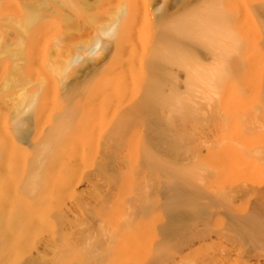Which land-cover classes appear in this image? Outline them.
Here are the masks:
<instances>
[{"label":"rangeland","instance_id":"obj_1","mask_svg":"<svg viewBox=\"0 0 264 264\" xmlns=\"http://www.w3.org/2000/svg\"><path fill=\"white\" fill-rule=\"evenodd\" d=\"M35 1L0 0L1 44L12 45L10 54L0 56V86L9 81L11 68L20 69L12 100H0L10 125L0 135V146L8 143L27 150L34 143V120L26 113V98L36 92L40 97L45 90L35 68L65 64L60 75L69 86L68 99L75 109L70 118L78 130L87 127L80 125L85 112L93 121L106 116L98 104L90 106L98 91L119 98L104 81L119 76L111 74L120 46L113 29L117 23L125 25L124 7L130 3L54 2L41 9L39 20L22 34L14 22ZM147 1L155 31L194 19L193 38L183 37V52L194 62V81L188 80L184 66L168 67V90L176 86L184 108L172 130L178 149L168 154L150 143L146 116L140 111L143 97L133 100L123 90L120 95L129 107L118 113L119 125L99 134L86 129L82 169L69 158L66 220L55 227L32 229L24 240L0 231V264H264V249L239 242L231 227L230 216L264 207V184L246 177L241 168L231 172L228 161L239 144L231 140L235 136L226 116L230 83L236 97L246 98L252 94L253 73L264 75V0L249 4L247 10L240 0ZM142 3L135 6L139 13ZM231 29L239 48L230 62L226 39ZM17 42L24 44L22 53H16ZM0 49L2 54V45ZM20 93L23 97L17 99ZM259 93L264 97V86ZM85 104L91 109L84 110ZM161 113L167 116L164 109ZM18 120L22 121L19 139L13 125ZM151 162L184 173L202 193L207 214L189 222L193 233L186 240L163 232L168 221L162 206L164 186L170 176Z\"/></svg>","mask_w":264,"mask_h":264},{"label":"bare ground","instance_id":"obj_2","mask_svg":"<svg viewBox=\"0 0 264 264\" xmlns=\"http://www.w3.org/2000/svg\"><path fill=\"white\" fill-rule=\"evenodd\" d=\"M140 1L130 0L128 8L124 7L125 25L117 23L113 29L120 46L111 74L118 73L119 76L105 80L104 84L112 86L119 98H113L109 91H98L89 104L91 107L98 104L99 109L105 111L104 118L93 121L89 119L91 114L85 112L80 125L87 127L83 130L75 128V121L70 118L75 109L68 99L69 86L60 75L65 70V64L48 62L49 65L35 68L39 83L45 90L40 97V92H36L26 98V113L34 120V143L29 145V150L18 149L8 143L0 146V231H6L9 238L24 240L32 229L55 227L66 220L71 179L69 158H75V164L82 169L86 129L97 133L111 131L119 125L118 113L127 111L129 107L127 99L120 95L123 90L130 93L133 100L143 97L140 111L146 116L150 143L168 154L178 149L172 130L184 108L178 99L176 86L168 90L171 79L168 67L184 66L188 80L191 83L194 81V62L183 52V37L194 36V19L168 23L155 31L148 1L144 0V10L139 13L135 6ZM240 1L247 10L249 4L253 5L258 0ZM54 2L73 4V0H36L25 7L21 20L14 22L17 29L22 34L30 30L39 20L41 9ZM159 17H164V13L161 12ZM230 31L226 40L227 59L229 57L231 62V55L239 46L235 45L233 30ZM1 37L0 34V44ZM1 45L3 51L0 56L11 53L12 45ZM14 47L18 49L16 53H22L24 44L17 42ZM80 59L81 56L78 61ZM176 67L171 70L174 74ZM19 70L18 67L11 68L9 81L0 86V100H12L19 82ZM253 78L252 94L246 98L236 97L233 84L229 86L231 97L226 108L227 126L235 136L231 140L236 141L239 147L233 151L234 157L228 162L232 173L241 168L240 172L246 177L264 184V97L259 93L264 86V75L253 73ZM258 78L260 80L256 82ZM17 97L20 99L23 94ZM89 105L85 104L84 110L91 109ZM163 109L167 112L166 117L162 116ZM21 123V120L13 122L17 139ZM9 126L7 115L0 110V135ZM151 165L170 176V181L164 186L166 197L162 206L168 221L163 232L168 237L186 240L193 233L189 222L207 214V207L201 201L202 193L184 173L155 162ZM230 220L239 242L252 249H264V207L256 206L246 214L232 215ZM5 245H2L4 249L7 248ZM11 245L16 252L19 251L18 244L13 242Z\"/></svg>","mask_w":264,"mask_h":264}]
</instances>
